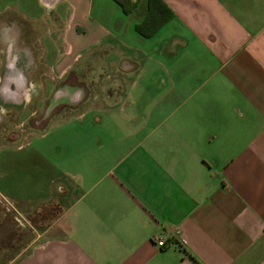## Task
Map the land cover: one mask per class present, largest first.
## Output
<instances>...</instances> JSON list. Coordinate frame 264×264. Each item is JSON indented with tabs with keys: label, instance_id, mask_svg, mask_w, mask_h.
I'll return each instance as SVG.
<instances>
[{
	"label": "crops",
	"instance_id": "obj_1",
	"mask_svg": "<svg viewBox=\"0 0 264 264\" xmlns=\"http://www.w3.org/2000/svg\"><path fill=\"white\" fill-rule=\"evenodd\" d=\"M39 1L56 13L47 32L0 15V54L15 66L0 113L49 84L62 121L88 112L91 93V109L109 112L41 166L2 146L0 197L35 230L0 208V264H264V0H163L174 16L152 37L135 29L148 0L129 14L114 0ZM114 93L123 115L103 108ZM15 117H0L9 144Z\"/></svg>",
	"mask_w": 264,
	"mask_h": 264
},
{
	"label": "rangeland",
	"instance_id": "obj_2",
	"mask_svg": "<svg viewBox=\"0 0 264 264\" xmlns=\"http://www.w3.org/2000/svg\"><path fill=\"white\" fill-rule=\"evenodd\" d=\"M30 2L29 7L31 10L26 11L27 4L24 0H0V15L3 16L5 13L8 14L12 19H14L16 22L19 23V25H32L35 24V28L38 29L39 32H47V25L44 24L46 21L49 23L51 21L52 16H55V12L50 9L45 8V6H41L39 0H26ZM43 26V27H42ZM26 28V27H24ZM29 27H27L26 30H28ZM26 36V35H25ZM47 42L49 37L47 36L44 38ZM28 45V40L27 43ZM31 48H33L34 56H36L37 60L35 59L33 63H35L36 67L38 69H41V67L44 66V61H41L39 59V52L35 50V45L30 42ZM47 60V59H46ZM6 67V68H5ZM15 70V66L8 67L5 66V63L2 60L1 54H0V90L5 88V83L7 82V75H10V73ZM127 76H124L123 73H118L117 77L115 79H125ZM129 81L128 84L132 83L134 78L130 77L127 78ZM123 83V82H122ZM125 83V82H124ZM123 83V86H124ZM139 84V80L137 81ZM3 87V88H2ZM55 89V86L52 84H49L46 88V90H42L41 93L34 91V96L32 97V101L30 104L25 106L24 108L21 107L20 109L14 108L11 109V107L4 105L6 113L2 112L0 113V117L2 118L3 126L5 127H13L12 123H9L11 116L15 114L18 119H15L16 122H23V127H21V130L19 131L20 136L19 138L13 140V143H10L6 140H0V154L4 149L8 150L7 148H2L4 145H10L11 154L14 153V155H17L18 159L15 164L17 166H41L45 163H48L44 156L41 154L44 152V150L49 148L54 149H61L62 148V142H64V139L69 138L73 140L74 148L77 146V143L79 142L80 133H87L91 132L92 130V122L93 117L96 116H104L107 115L108 111L101 110V108H93V93L89 95L87 99V104L89 106L88 112H85L83 107H73L69 110L71 111V118L73 120H70L69 122L62 121L64 118L61 117V113H51L53 108H47V105L50 103H54L56 96L58 93H54L53 90ZM125 90V88H124ZM2 92V91H1ZM41 95V96H40ZM127 95H131L133 99H135L137 96H139L138 91H134L131 94L127 93ZM125 96V92L122 93V96H116V93H114L113 98L107 100L106 103H104L103 108L105 109H111V113L114 112L116 115H123V109L124 104L120 99H122ZM40 97V98H39ZM119 97V98H118ZM118 100L117 103L114 101ZM113 101V102H110ZM1 103V98H0ZM2 105V103H1ZM35 111V112H34ZM90 111V112H89ZM15 112V113H14ZM33 112V113H32ZM87 113V119H91L88 124L86 125H79V122L77 120V117H79L80 114ZM79 114V115H78ZM81 114V115H82ZM15 122V123H16ZM114 131L118 134V136L121 135L120 128L118 125H115ZM11 130V129H10ZM87 130V132H86ZM18 132V130H17ZM20 210L21 207L17 204H15ZM0 208H3L2 204L0 203ZM9 214H11L9 212ZM13 217V215H12ZM29 218V217H28ZM30 219V218H29ZM31 220V219H30ZM32 221V220H31ZM13 223H16L15 218H13ZM34 224V223H33ZM17 227L21 229L18 225ZM16 227V228H17Z\"/></svg>",
	"mask_w": 264,
	"mask_h": 264
},
{
	"label": "trees",
	"instance_id": "obj_3",
	"mask_svg": "<svg viewBox=\"0 0 264 264\" xmlns=\"http://www.w3.org/2000/svg\"><path fill=\"white\" fill-rule=\"evenodd\" d=\"M122 8L124 14L131 13L140 0H114ZM174 16L173 10L163 0H148L147 13L144 19L137 23L135 29L144 37H152Z\"/></svg>",
	"mask_w": 264,
	"mask_h": 264
},
{
	"label": "built area",
	"instance_id": "obj_4",
	"mask_svg": "<svg viewBox=\"0 0 264 264\" xmlns=\"http://www.w3.org/2000/svg\"><path fill=\"white\" fill-rule=\"evenodd\" d=\"M0 203L8 212H10L13 215V217L16 220L17 225L21 229H33V230H35L34 225L32 224L31 220L28 218V216L23 211H21L15 205V203H13L12 201H9L8 198L5 196L0 197ZM156 242H157V245L159 247H167L168 244L169 245H175L176 244V242L174 240L167 242L164 238H157ZM182 243L186 244V241L183 240Z\"/></svg>",
	"mask_w": 264,
	"mask_h": 264
}]
</instances>
